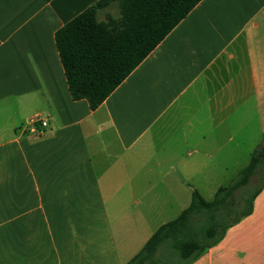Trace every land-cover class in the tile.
<instances>
[{
	"label": "crops",
	"instance_id": "crops-1",
	"mask_svg": "<svg viewBox=\"0 0 264 264\" xmlns=\"http://www.w3.org/2000/svg\"><path fill=\"white\" fill-rule=\"evenodd\" d=\"M95 1L0 0V264H124L264 138V0H200L92 109L54 35ZM191 264H264V188Z\"/></svg>",
	"mask_w": 264,
	"mask_h": 264
},
{
	"label": "trees",
	"instance_id": "trees-1",
	"mask_svg": "<svg viewBox=\"0 0 264 264\" xmlns=\"http://www.w3.org/2000/svg\"><path fill=\"white\" fill-rule=\"evenodd\" d=\"M199 1L97 0L66 22L54 38L72 98L96 108ZM263 188L264 144L212 199L192 189L188 206L158 226L124 264H191L252 213Z\"/></svg>",
	"mask_w": 264,
	"mask_h": 264
},
{
	"label": "rangeland",
	"instance_id": "rangeland-1",
	"mask_svg": "<svg viewBox=\"0 0 264 264\" xmlns=\"http://www.w3.org/2000/svg\"><path fill=\"white\" fill-rule=\"evenodd\" d=\"M110 11L114 14H116L117 10L116 8H111ZM100 18H105L104 14L100 15ZM29 122V121H28ZM31 124V123H30ZM260 145L264 144V138L261 141V143H259ZM259 145V146H260ZM258 146V147H259ZM257 147H255L256 149ZM254 149H232L234 155L236 154V156H233V162L231 161L228 169L226 170H217L214 171L212 174L210 173V177L209 179H206L205 176L202 174V172H206V171H201L199 173V177L198 179H195L193 186H190V191L192 189H197L201 195L206 199V200H210L213 198L214 196V192L215 190L221 186V185H227L229 184L238 174V172L249 162L250 159V152H252ZM174 173L176 172L175 170L173 171ZM182 173L183 176L185 178H190L189 176L192 175L193 177H196L193 174H187L184 171H180L179 169V173ZM112 173L109 172L107 175H105V178L103 179V177L101 178L102 184H104L105 186H103L104 190H105V194H109L110 192V187H108V180L111 178ZM258 176L252 177L250 185L253 187L254 185H256L258 183ZM212 182H216L215 185L212 184ZM192 192V191H191ZM190 196L187 197H183L179 200V213L180 211L185 208L189 203H190ZM177 213H170L168 215V218H165L166 220H172L173 218L176 217ZM119 236V240L121 241V252H122V246L124 244H126L127 246L129 245V243L127 244L124 241V237L122 233H118ZM139 240V239H138ZM143 246V243H139L138 241L134 242V244H132L131 250L129 252H131L134 248V254L139 251L141 249V247ZM130 259V257H128L127 261Z\"/></svg>",
	"mask_w": 264,
	"mask_h": 264
},
{
	"label": "built area",
	"instance_id": "built-area-1",
	"mask_svg": "<svg viewBox=\"0 0 264 264\" xmlns=\"http://www.w3.org/2000/svg\"><path fill=\"white\" fill-rule=\"evenodd\" d=\"M30 123H31V125H35L36 123H39L41 126H46L47 125V121L46 120L40 119V118H37V117L31 119ZM31 130L33 131L34 129H31Z\"/></svg>",
	"mask_w": 264,
	"mask_h": 264
}]
</instances>
